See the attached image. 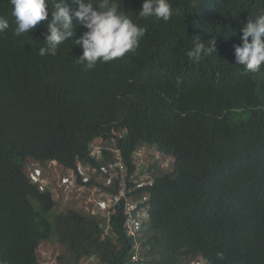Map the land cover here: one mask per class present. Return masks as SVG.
I'll use <instances>...</instances> for the list:
<instances>
[{
	"label": "trees",
	"instance_id": "obj_1",
	"mask_svg": "<svg viewBox=\"0 0 264 264\" xmlns=\"http://www.w3.org/2000/svg\"><path fill=\"white\" fill-rule=\"evenodd\" d=\"M170 2L182 14L164 22L137 16L143 0H120L146 34L134 52L87 69L74 41L55 56L38 55L51 3L47 20L15 36L10 0H0L9 21L0 33V264H39V248L51 239L63 248L59 264H141L137 252L147 264L196 255L210 264H264V67L246 72L235 58L242 29L264 0ZM84 31L77 24L70 40ZM197 39L216 49L198 62L188 56ZM244 111L250 116L233 122ZM115 132L128 185L142 162L153 179L128 194L148 198L135 235L124 199L93 215L55 201L26 169L90 163L97 174L87 184L114 194L121 177L107 185L104 168L115 154L95 159L89 145ZM140 150L148 154L142 162Z\"/></svg>",
	"mask_w": 264,
	"mask_h": 264
},
{
	"label": "clouds",
	"instance_id": "obj_2",
	"mask_svg": "<svg viewBox=\"0 0 264 264\" xmlns=\"http://www.w3.org/2000/svg\"><path fill=\"white\" fill-rule=\"evenodd\" d=\"M10 3L15 36L29 33L40 22L47 20L48 4L51 3L52 19L47 24L45 46L38 49V55L55 56L62 43L74 41V45L82 48V55L77 58V62L87 69H93L97 63L111 62L134 52L147 31L146 27L135 23L128 12L121 10L120 0H10ZM181 14L179 8L172 7L170 0H143L142 9L137 16L154 17L157 21L168 22L173 15ZM77 24L86 31L79 38L70 40L74 37ZM8 28L9 21L0 16V33ZM240 39L241 44L235 46L236 62L243 65L246 72L260 71L264 67V11L249 18ZM215 51V43L209 46L197 39L188 56L198 62L202 56ZM48 162L50 161L45 164L30 162L27 165L31 181L30 166L41 167ZM217 258L222 260L223 253L218 252ZM194 260L210 264L203 255L190 256L181 264H194Z\"/></svg>",
	"mask_w": 264,
	"mask_h": 264
},
{
	"label": "built area",
	"instance_id": "obj_3",
	"mask_svg": "<svg viewBox=\"0 0 264 264\" xmlns=\"http://www.w3.org/2000/svg\"><path fill=\"white\" fill-rule=\"evenodd\" d=\"M120 137H122V133L115 132L114 135L110 134L108 137H97L91 141L89 145L90 156L95 159L103 158L105 150H110L115 154L116 161L109 163L104 168L105 171L109 173V177L106 180L107 185L112 184L115 173H117V175L119 174L121 177L118 191L114 194L106 193L103 188L97 184H87V181L91 178V176L97 174V170L93 165L86 162L78 161L77 167L75 169H69L64 168L57 161L52 160L41 167L30 166V176L32 181L37 183L41 189H48L55 201L61 203L62 205H72L75 200H79L83 204L82 209L85 211H90L93 213V215H95L100 209L107 212L109 210L111 211L118 203L122 201V199H124V213L127 216L125 224L127 226L128 233L135 235L141 228L142 222L149 214L147 213L149 205L146 204L148 198L144 196L139 197L137 200H133L134 198L131 200L128 197V194L137 188L151 184L153 179L149 178V171L147 170L148 165L145 166L144 162H142L148 156L147 150H140L139 161L142 162L143 166H138L139 168H137L134 174L131 176L133 185H128V183L125 181L127 167L123 161L118 146V139ZM53 166L54 168H51L50 170L58 173L57 178L59 181L57 178H55L54 181L49 178V167ZM60 167L65 169L68 173L62 174ZM141 167L144 168V172L142 173ZM79 175L83 181L82 183L79 182ZM90 202L93 204L92 206L89 204ZM110 211L108 213H110ZM138 240L139 239H137V242L135 243L137 248H139L141 245ZM50 258V256L44 257V259H42V264H47V261H50ZM133 259L139 260L141 264H147L140 259L138 252L135 253ZM57 263H59L58 258L57 262L55 261L51 264ZM194 264H201V262L194 260Z\"/></svg>",
	"mask_w": 264,
	"mask_h": 264
},
{
	"label": "rangeland",
	"instance_id": "obj_4",
	"mask_svg": "<svg viewBox=\"0 0 264 264\" xmlns=\"http://www.w3.org/2000/svg\"><path fill=\"white\" fill-rule=\"evenodd\" d=\"M250 116V112L249 111H244L242 113H238V114H235L234 118H233V122H241L243 120H246L248 117ZM31 164V163H30ZM29 164V165H30ZM51 168H54L53 167H49V170ZM27 172H28V166H27ZM60 171L62 174H67L68 172L65 170V169H62L60 167ZM57 174L56 172H53V171H49V178L54 181L55 178H57ZM115 176L117 175V173L114 174ZM57 180L59 181V179L57 178ZM91 206L93 205L91 202L89 203ZM72 205H75V207L77 209H80L83 207V204L82 202H80L79 200H75L74 203ZM63 251V248L62 246L54 241L53 239L51 240H47V241H44L40 248H39V255L41 257L40 261H39V264H42V259H44V257L46 256H50V261H47V264H51V263H54L55 261L57 262V258H58V255ZM59 264V263H57ZM90 264H99L97 261L93 262V263H90Z\"/></svg>",
	"mask_w": 264,
	"mask_h": 264
}]
</instances>
